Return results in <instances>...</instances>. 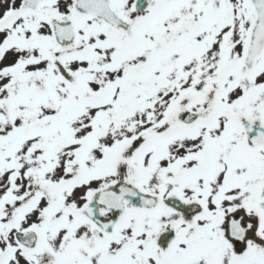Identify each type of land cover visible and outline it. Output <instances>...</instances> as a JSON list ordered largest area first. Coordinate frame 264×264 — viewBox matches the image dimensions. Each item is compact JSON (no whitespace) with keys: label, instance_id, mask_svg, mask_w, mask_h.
I'll use <instances>...</instances> for the list:
<instances>
[{"label":"snow or ice","instance_id":"1","mask_svg":"<svg viewBox=\"0 0 264 264\" xmlns=\"http://www.w3.org/2000/svg\"><path fill=\"white\" fill-rule=\"evenodd\" d=\"M0 264H264V0H0Z\"/></svg>","mask_w":264,"mask_h":264}]
</instances>
